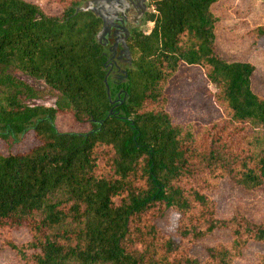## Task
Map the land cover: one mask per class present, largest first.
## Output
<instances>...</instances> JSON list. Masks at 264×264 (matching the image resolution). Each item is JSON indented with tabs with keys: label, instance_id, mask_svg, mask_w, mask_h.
<instances>
[{
	"label": "trees",
	"instance_id": "1",
	"mask_svg": "<svg viewBox=\"0 0 264 264\" xmlns=\"http://www.w3.org/2000/svg\"><path fill=\"white\" fill-rule=\"evenodd\" d=\"M83 1L49 0L58 12L47 14L33 1L0 0V141L34 140L0 150V247L21 264H237L249 243L264 247L256 208L219 218L210 195L223 178L244 191L264 186V80L252 61L221 59L213 48L211 7L232 0H148L151 26L126 36L131 68L110 83L109 98L94 40L100 20L73 15ZM247 37L264 50V26ZM180 65L214 87L207 110L220 116L206 125L188 110L179 123L165 108V84ZM14 67L57 92L55 107L24 103L37 92ZM119 89L126 98L110 103ZM65 113L88 130L56 131L52 121ZM161 209L171 226L157 224ZM14 229L28 238L13 241ZM215 229L228 240L193 253ZM253 264H264V252Z\"/></svg>",
	"mask_w": 264,
	"mask_h": 264
},
{
	"label": "rangeland",
	"instance_id": "2",
	"mask_svg": "<svg viewBox=\"0 0 264 264\" xmlns=\"http://www.w3.org/2000/svg\"><path fill=\"white\" fill-rule=\"evenodd\" d=\"M33 1L47 14L58 12L49 2V0H27ZM152 5L146 1V10L139 19L137 26L131 28V31L144 32L151 26L150 22L144 20V15L152 11ZM214 16L213 23V48L221 59L231 60H250L255 64L254 75L257 79L264 80V50L263 47H257L247 37L252 26H264V0H232L229 4H214L211 7ZM231 21L233 27H225V23ZM180 65L177 72L170 77L164 87V93L167 97L168 106L165 107L169 114H173L179 120L184 122L190 111L191 121L206 125L209 121L220 116V112L207 110L211 105L210 97L206 91L213 92L214 87L206 82L203 75L198 76L194 70ZM10 73L17 79L31 86L37 93L24 100L28 105H43L55 107V101L58 93L51 90L40 78L26 74L19 68H12ZM197 74V75H195ZM198 76V79H197ZM111 77H107L106 82L110 87ZM197 79V80H196ZM194 107V109H193ZM197 110V111H196ZM53 127L59 132L81 133L88 130L86 122H75L71 115L57 114L53 119ZM7 145H6V144ZM0 141V150H9L11 152L25 150L34 143L31 135L11 144L10 141ZM59 194V193H58ZM57 194V196H58ZM215 202V214L219 218H228L236 206H241L242 210L256 208V212L251 214L255 221L264 218V186L259 189L244 191L233 186L223 178L218 186L210 193ZM162 216L156 220L157 224H165L169 227L173 223L171 212L161 209ZM251 211V210H250ZM13 241L20 242L28 238L25 229H14L11 231ZM228 240L227 230L215 229L208 236L198 240L197 246L192 247V252L199 255L202 246L211 245L216 242L224 243ZM264 252V247L257 243H249L240 255L237 264H253V255ZM0 264H21L9 249L0 247ZM61 264H72V261H64ZM97 264H107L98 262Z\"/></svg>",
	"mask_w": 264,
	"mask_h": 264
},
{
	"label": "water",
	"instance_id": "3",
	"mask_svg": "<svg viewBox=\"0 0 264 264\" xmlns=\"http://www.w3.org/2000/svg\"><path fill=\"white\" fill-rule=\"evenodd\" d=\"M147 0H84L79 5L73 7V15L78 12H90L95 18L100 20L99 29L94 34V40L103 48L105 54L102 69L105 70L103 84L107 98H109V86L106 82L109 70L114 65L119 75L112 83L124 82L126 70L131 68V54L125 44V38L131 28L137 26L139 19L146 10ZM131 11L135 14L132 18V25H126V14ZM120 63V67L117 65ZM107 68H109L107 70ZM122 89H119L115 98L110 99V103L115 105L121 103L126 98V93L120 97Z\"/></svg>",
	"mask_w": 264,
	"mask_h": 264
},
{
	"label": "flooded vegetation",
	"instance_id": "4",
	"mask_svg": "<svg viewBox=\"0 0 264 264\" xmlns=\"http://www.w3.org/2000/svg\"><path fill=\"white\" fill-rule=\"evenodd\" d=\"M134 14H135V11L134 12L129 11L126 14V20H125L126 21V25H132L133 24L132 23V18H133ZM104 56H105V54H104ZM116 63H117V65L119 67L121 66L119 62L116 61ZM108 69L109 68H107V70ZM116 75H119V72H117V70L115 69L114 65L112 64V66H111V68L109 70L108 76L111 77L112 78L111 81H113V80H117Z\"/></svg>",
	"mask_w": 264,
	"mask_h": 264
}]
</instances>
